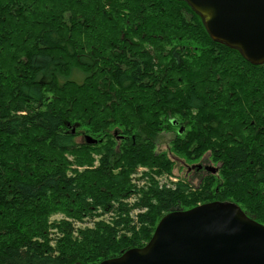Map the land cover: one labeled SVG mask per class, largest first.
Returning <instances> with one entry per match:
<instances>
[{
  "label": "trees",
  "instance_id": "1",
  "mask_svg": "<svg viewBox=\"0 0 264 264\" xmlns=\"http://www.w3.org/2000/svg\"><path fill=\"white\" fill-rule=\"evenodd\" d=\"M180 156L218 169L163 182ZM213 201L264 224V63L185 0H0V264H100Z\"/></svg>",
  "mask_w": 264,
  "mask_h": 264
},
{
  "label": "water",
  "instance_id": "2",
  "mask_svg": "<svg viewBox=\"0 0 264 264\" xmlns=\"http://www.w3.org/2000/svg\"><path fill=\"white\" fill-rule=\"evenodd\" d=\"M185 1L213 40L237 49L253 64L264 63V0ZM206 169L216 172L218 167ZM100 264H264V224L233 201L176 209L161 218L145 246Z\"/></svg>",
  "mask_w": 264,
  "mask_h": 264
},
{
  "label": "rangeland",
  "instance_id": "3",
  "mask_svg": "<svg viewBox=\"0 0 264 264\" xmlns=\"http://www.w3.org/2000/svg\"><path fill=\"white\" fill-rule=\"evenodd\" d=\"M160 139L158 141V149L159 150H165L168 149V152L170 154V156L172 155L171 153V141L174 139L175 137V131L171 130V129H163L160 132ZM175 158V159H174ZM173 159L175 160V167H174V171L172 175H164L162 177L163 182L165 181H176L178 179H182L183 177H185L187 173V164L188 165H193V164H197L199 161H191V159L189 160L187 157L184 158L183 156L181 157H173ZM186 161V162H185ZM193 162V163H192ZM212 166V165H209ZM190 178L197 183L198 179H200L202 177V174L200 172H196V170H192V172L189 174Z\"/></svg>",
  "mask_w": 264,
  "mask_h": 264
},
{
  "label": "flooded vegetation",
  "instance_id": "4",
  "mask_svg": "<svg viewBox=\"0 0 264 264\" xmlns=\"http://www.w3.org/2000/svg\"><path fill=\"white\" fill-rule=\"evenodd\" d=\"M210 164L209 163H206V161H200L198 162L197 164H193V165H188L187 164V173L190 174L192 172V170H196V172H200L203 175L206 174V172L208 171L206 169L207 166H209Z\"/></svg>",
  "mask_w": 264,
  "mask_h": 264
}]
</instances>
